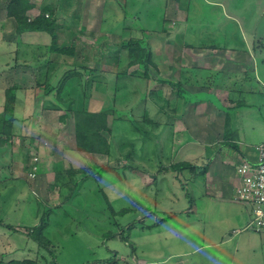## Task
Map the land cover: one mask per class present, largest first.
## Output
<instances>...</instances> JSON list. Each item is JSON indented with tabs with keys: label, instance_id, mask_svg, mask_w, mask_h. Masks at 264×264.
<instances>
[{
	"label": "rangeland",
	"instance_id": "1",
	"mask_svg": "<svg viewBox=\"0 0 264 264\" xmlns=\"http://www.w3.org/2000/svg\"><path fill=\"white\" fill-rule=\"evenodd\" d=\"M36 1L56 5L60 44H69V40L76 35L77 53L71 57L52 53L49 51L51 37L46 33L30 36L26 38L28 45L12 46L11 50L8 45L14 40L22 42V38L16 32V26L13 30L7 23V27L0 29V42H10L8 45L0 43V70L7 72L0 81V114L6 107L3 92L8 87L17 83L23 84V87L34 85L39 88L36 68L34 71L18 66L10 71L15 68L12 66L18 53L21 61L32 64L38 62L44 65L47 60L86 64L88 69L93 70L90 78L98 81L96 88L90 90L94 99L98 100L94 104V111H98L104 101L111 102L114 95L113 87L117 81L111 72L116 69L115 53L120 50L123 39L140 38L144 34L143 28L146 29L155 62L163 59L167 63L172 48L165 52V41L182 39L203 44L205 39H209V34L210 41L221 40L217 35L224 20L219 15L222 12L218 11L219 2L229 10L227 12L241 16L264 6V0H180L177 3L173 0ZM100 36L103 38L98 43ZM157 45L161 46L158 48ZM124 51L123 61L117 67L120 71L129 68ZM130 69L136 70L137 66ZM162 71H165L163 65ZM21 72L24 75L31 73V77L23 76L20 83L18 77L23 75ZM148 72L152 77L159 75L154 66H150ZM123 82L126 83L124 78ZM128 84L136 91L134 98L114 103L124 116L133 109L130 114L137 119L139 130L126 119L114 122L111 155L94 156L89 163L69 152L75 144L70 118L63 123L56 119L60 112L55 113L53 121L56 119V123L51 122L48 126L43 118L44 112L40 111L41 102L33 109V105L23 104V96L18 94L16 113L19 118L26 115L29 135L18 134L20 128L23 127V131L26 129L23 123L18 122L22 126L16 125L17 121L14 122L17 132L0 133V138L4 140L0 143V220L5 223L0 225V259H52V254L39 247L29 235V229L36 228L43 213L49 209L44 216L47 226L43 236L54 247L53 264H226L230 261L232 264H246V261L248 264H264V228L255 231L251 225L253 212L251 218L248 212L242 222L227 227L225 222H218V218H224L238 205H222L205 197L199 182L201 178L188 175L190 167L196 168L193 162L188 160L191 164L188 171V167L161 171L162 165L183 162L201 151L210 152L208 145L204 148L197 143L202 136L199 133L200 123L194 122L188 127L190 137L194 138H189L191 144L184 145L182 136L172 142L171 127L162 128V122L155 124L159 116L151 105L152 99L143 101L140 98L138 90L144 89L145 80L136 77L128 79ZM169 90L166 85L163 94L170 100L172 94ZM37 93L41 95L42 88ZM161 103L166 109L170 108L169 101ZM146 107L149 110L145 115L153 124L142 120ZM169 113H165L168 119ZM109 122L112 124L111 116ZM185 130L186 125L183 127ZM57 132L60 135L53 142L52 133ZM128 151L131 155L127 157ZM174 152L177 155L172 160ZM26 163L32 164L26 167ZM100 163H109L111 168H94V178L80 184L71 200L61 195L60 185L56 183L59 171L70 166L86 168ZM246 206L252 211L251 205L242 204L243 209ZM124 208L129 211L118 214ZM233 221L229 219L230 223ZM235 227L242 230L234 233ZM231 233L233 236H230ZM222 238L225 240L223 245L206 246ZM234 251L240 252L235 256Z\"/></svg>",
	"mask_w": 264,
	"mask_h": 264
},
{
	"label": "crops",
	"instance_id": "2",
	"mask_svg": "<svg viewBox=\"0 0 264 264\" xmlns=\"http://www.w3.org/2000/svg\"><path fill=\"white\" fill-rule=\"evenodd\" d=\"M23 1L24 0H11L13 5L17 7H19L20 3L22 4ZM32 1L36 4L35 10L43 4H39L36 0ZM173 1H176L177 3L180 0ZM180 5L181 4L178 6L181 7ZM20 9L21 6L14 10V13ZM10 10L12 11V9ZM227 10L228 9L219 2L218 11H222L219 15H222L224 20L223 27L221 28L222 30L219 31L217 35L221 40L210 41L211 34H209V39H205L206 42L203 44L189 43L182 39L174 40L175 42L165 41V43H163V49H165V52L170 51L168 49L172 48V54L167 58V63L169 62V64L163 59L162 61L158 60L156 62L154 60L156 63L155 70L159 75L150 77L155 81L152 84V86L154 85V88L151 87V89L156 93H159L160 91L163 96H166L163 94V88L166 87L167 84H163L158 79L171 80L173 83H179V81H182L181 89L182 93L188 97L186 100L176 96V89L170 88L169 90L170 94H172L170 97L171 99L169 100L170 112L177 110L176 113H179L175 116H170V119H168L165 116L168 108L161 109L153 103L151 105L154 106L156 109L155 112L157 116H159V119H156V123L162 122V125H160L162 128L170 126L172 136L171 141L175 142V138L178 139L179 136H182V143H185L184 145L186 146L191 144L189 138L194 139L192 135L190 137L188 127L192 126V124L194 125V122L200 123L199 133L202 136L197 143H200L202 146L204 145V148L208 145L210 152L207 153L201 151L200 154L193 156L192 158H185L186 160L183 162L190 164L189 161H191L195 164L196 168L193 169L190 167L191 170H189L188 175H190V177L195 175L197 178H201L199 182L202 183L205 197L213 201L216 200L220 204L222 203V205H238L233 212H230L231 215L230 213L224 215L227 217L226 219L225 217L218 218V222H225L228 227L242 222L243 216L248 214V212L250 213L251 218V209L247 206V209H243L242 204L244 203H241L234 197L236 188L239 184L236 167L242 160H248L250 162L256 161V147L264 142V6L262 9L261 7H256L251 10L249 14L245 13L243 16L238 14L235 15V12H232L233 14L229 13ZM165 14L167 15L168 12L166 11ZM187 18L188 15L186 16V19ZM7 23L11 24V29L15 30L16 22L14 17H7L6 10L1 9L0 29H2V27H7ZM144 30L147 33V30ZM40 33L46 32L35 31L19 34L23 43L18 42V40H14L12 43L5 42V40L0 43H4L5 45L10 43L8 47H11V50H13V47H18L21 44L25 47V45H28V40H26V38ZM14 35L18 36L16 32H14ZM178 35L180 34L178 33ZM145 36L147 37V34H145ZM152 36L154 35H151V37ZM160 46L161 45H157L158 48ZM17 51L18 50H16V53H18ZM18 56H14L15 63L12 67L15 68H12L10 71H14L18 66L35 71V64L38 62L33 64L30 62H23L21 61L20 53H18ZM116 58L114 59L116 69L111 73L114 75L116 81L118 79L116 77L117 73H123L124 79L126 80V86L131 89L132 87L128 84V79L136 78L132 74V70L134 69H130L131 67H129L128 69H123V71L118 70V60ZM63 62L76 64V61L74 63L69 60ZM82 62H84V60ZM162 65L165 67L164 72L162 71ZM17 72L20 74L19 70ZM5 73L7 72H1L0 70V81L3 80ZM21 74L23 73L21 72ZM25 75L28 76L27 78L31 77V73H25ZM25 75H19L18 78L20 83ZM22 85L23 84L19 85L15 83L7 89H10L11 95H13V93H15L16 96L21 94V96H23L22 103L33 105V109L39 104V102H41L40 111L45 114L43 115V118L46 125L49 126V123L51 124V122H55L59 119L58 115L56 117L57 120L54 119L53 121V115L59 111L42 109L44 98L43 86H39L38 88L33 85V87L29 88L23 87ZM11 88H15V91ZM41 88L42 94L39 95L37 92ZM145 89L146 85L142 90ZM6 90L3 92L5 102ZM197 98L200 100H197ZM96 101L98 100L94 99V96L90 97L88 102L90 111H94V104ZM1 104L2 102L0 98V105ZM101 108L102 106L100 109ZM16 110L17 104H15L13 112L15 120L4 125L0 130V133L11 134L17 132L16 129L18 128H15L14 124V122L17 121L16 125L22 126L20 124L23 123L24 128L26 129L23 131V127L20 128L18 134L28 136L29 125L25 124L27 122L25 120L26 115L19 118ZM148 110L149 108L146 107L144 112H148ZM166 118L168 120L165 121ZM18 122L20 124H18ZM184 125L187 127V130L185 131H183ZM71 126L74 131L73 123ZM59 135V132L52 133V141L54 142ZM3 141L4 140L0 138V143H3ZM59 148L61 149L62 147ZM201 148L202 147H200V149ZM71 151L72 153L70 154H74L80 159L84 158L87 163L91 162L92 157L94 159V156L99 157L100 155H103L92 154L89 158H86L76 150L75 144L72 149H69V152ZM176 155L177 153L174 152V158L171 159L174 160ZM0 156V160H2V155L0 154ZM92 167H94V165H92ZM188 169L189 166L186 170L188 171ZM43 171L45 170L43 169ZM1 183L2 182H0V184ZM230 218L234 219L232 223L229 222ZM239 230L242 229L236 227L233 228L234 233H237ZM230 236H233V233H231ZM224 243L225 240L222 238V240H217L214 244H208L206 246H221ZM234 252L236 256L240 251ZM248 252L250 253L252 251ZM245 263L248 264L247 261ZM183 264H185V262H183ZM226 264H232V261Z\"/></svg>",
	"mask_w": 264,
	"mask_h": 264
},
{
	"label": "trees",
	"instance_id": "3",
	"mask_svg": "<svg viewBox=\"0 0 264 264\" xmlns=\"http://www.w3.org/2000/svg\"><path fill=\"white\" fill-rule=\"evenodd\" d=\"M0 6L6 10L7 17H14L16 22V32L18 34H23L25 32H46L51 37V43L49 46V51L56 53L57 55L74 56L76 52V46L74 39L72 37L68 44H60V33L61 30L58 26L57 19V9L55 4L43 3L37 10L36 4L32 0H24L21 9L14 13L15 5L10 0H0ZM12 9V11L10 10ZM35 10V11H34ZM70 28V27H68ZM144 30V29H143ZM60 31V32H59ZM167 31V30H165ZM78 33V32H77ZM143 36L140 38L129 37L122 40L120 44V50L115 53V58L118 60V65L123 61V50L127 55V67L137 66L138 69L132 72L134 77L137 79L145 80L146 89L138 90L141 92V97L143 101L152 99L153 103L159 106L161 109H166L165 104L169 101L166 96L162 93L155 92L151 89L152 84L155 82L149 75V67L156 66L154 62L153 52L145 36L146 31H143ZM103 37H98V43ZM99 53V51H96ZM41 53V57H42ZM93 70L87 68V65H79L70 63H57L52 60H47L44 65L36 64L37 78L36 83L38 86L44 87V98L42 103V108L45 110H56L59 111V120L61 122H66L70 118L74 126L75 135V146L76 150L81 153L84 157L89 158L92 154H103L109 157L111 155V134L113 132V123L121 120H128L133 125H135L136 130H139L137 126V119L132 118L131 110L127 112L128 115L124 116L118 111L117 105L114 102L130 101L134 98L136 91L134 88L129 89L123 82L124 74L119 72L116 77L117 83L113 88L114 95L111 97V102H107L98 111H90L88 109V102L92 96L90 90H94L98 84L96 78L91 79L90 73ZM89 72V73H88ZM95 72V70H94ZM140 74H136V73ZM163 84H167L170 88L176 89V96L186 100L188 97L182 93L181 85L182 81L179 83H173L171 80L158 79ZM14 89L15 88H11ZM138 89V87H136ZM101 96V95H97ZM16 94H10V89L6 90V107L5 110L0 114V130L8 122H13L14 108ZM155 97H157L156 100ZM197 100H200L197 98ZM120 101V102H121ZM166 112H170L168 109ZM177 110L169 113L170 116H175ZM112 118V124L109 122V118ZM142 120L144 123H152L151 119L142 113ZM155 124L156 123L155 121ZM131 153L128 151L126 156H130ZM32 163H26L25 166L29 167ZM36 164V163H35ZM190 167V164L184 162H177L170 164L169 166H161L162 170H168V168H186ZM94 168L97 170L110 169L109 163H104L100 165H94V167H82L73 168L69 167L66 170L59 171L56 176V183L60 185V193L64 196L66 200H71L79 185L83 182L88 181L92 177L94 178ZM81 173L83 175L81 176ZM59 207V206H56ZM52 208V207H51ZM49 209L46 210L40 219V224L36 228L29 229V235L37 242L38 246L45 248L52 254V259L49 261L47 258L43 257L44 260L39 258H25L19 259H0V264H53L54 263V247L51 245L50 241L46 240L43 236L45 231L46 222L44 216L48 213ZM128 208H124L118 212V214H124L128 212ZM164 220V219H163ZM5 224L0 220V225ZM8 227L13 228L12 225L6 224ZM116 264V262H113Z\"/></svg>",
	"mask_w": 264,
	"mask_h": 264
},
{
	"label": "built area",
	"instance_id": "4",
	"mask_svg": "<svg viewBox=\"0 0 264 264\" xmlns=\"http://www.w3.org/2000/svg\"><path fill=\"white\" fill-rule=\"evenodd\" d=\"M236 174L239 184L234 197L251 205V225L260 231L264 228V142L256 147V161L242 160L236 167Z\"/></svg>",
	"mask_w": 264,
	"mask_h": 264
}]
</instances>
